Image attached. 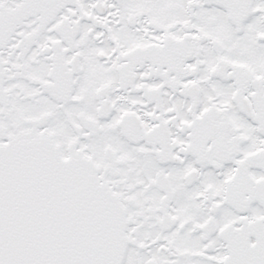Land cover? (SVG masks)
<instances>
[{"label": "snow or ice", "instance_id": "1", "mask_svg": "<svg viewBox=\"0 0 264 264\" xmlns=\"http://www.w3.org/2000/svg\"><path fill=\"white\" fill-rule=\"evenodd\" d=\"M0 264H264V0H0Z\"/></svg>", "mask_w": 264, "mask_h": 264}]
</instances>
